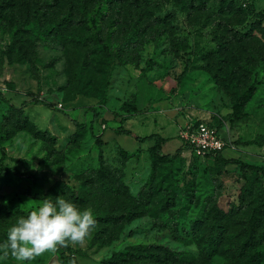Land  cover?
<instances>
[{
    "label": "rangeland",
    "instance_id": "rangeland-1",
    "mask_svg": "<svg viewBox=\"0 0 264 264\" xmlns=\"http://www.w3.org/2000/svg\"><path fill=\"white\" fill-rule=\"evenodd\" d=\"M20 1L0 0V159L6 153L7 166L32 177L0 178L3 213L26 215L38 203L35 193L61 196L62 180L88 176L103 159L117 169L134 196L150 193V198L142 201L146 214L127 223L115 242L94 243V229L82 241L71 242L74 250L86 253L77 255L79 264H109L114 252L135 245L197 254V239L212 236L206 216L215 207L223 227L214 230L220 252L209 263H240L244 258L237 257L236 249L248 238V217L256 197L262 193L264 198V183L250 188L238 165L199 157L190 148L175 163L159 161L147 143L136 147L132 142L138 140L114 129L124 125L135 136L159 132L183 144L186 133L206 120L235 145L225 150L227 159L264 167V62L253 75L259 85L246 105L248 116L239 121L232 120L231 98L208 70L210 54L230 30L264 42V0H94L79 35L98 33L110 54L86 49L75 59L71 55L78 62L76 85H69L70 55L59 41L41 35L34 22L22 24L36 42L32 60L7 59L15 24L26 20ZM188 59L190 72L179 79ZM124 103L138 111L125 112ZM98 112L101 117L92 130ZM121 147L133 155L124 156ZM153 169L154 181L148 184ZM78 205L97 216L90 203ZM260 216L264 232V205ZM0 264L17 262L0 254ZM28 264L63 263L57 246Z\"/></svg>",
    "mask_w": 264,
    "mask_h": 264
},
{
    "label": "trees",
    "instance_id": "trees-1",
    "mask_svg": "<svg viewBox=\"0 0 264 264\" xmlns=\"http://www.w3.org/2000/svg\"><path fill=\"white\" fill-rule=\"evenodd\" d=\"M94 0H22L18 4L24 15L25 21H18L13 34V40L6 49V57L11 62L31 61L30 55H34L33 48L35 40L31 38V32L25 29L22 24L28 25L34 22L39 28V33L47 38H53L59 41L65 48L66 54L70 55L71 63L69 65L68 78L69 85H76L75 70L78 62L74 61L75 55H83L86 49H90L92 54L109 55L110 50L106 41L98 33L92 37H81L79 27L87 23L86 14ZM17 4V3H16ZM3 8L6 5H2ZM6 8V7H5ZM232 10L234 7H231ZM2 10V9H0ZM3 14V13H1ZM2 17V15H1ZM31 20V21H30ZM264 20V15L260 18ZM30 21V22H29ZM230 36L224 37L217 43V48L210 55L208 61V70L213 79L222 88H224L231 98L233 121H239L248 116L246 105L255 95L259 83L253 79L257 66L264 62V42L261 38L253 34H245L235 30L229 31ZM73 56V59L71 58ZM192 62L188 59L184 71L179 75L183 79L190 72ZM78 67V66H77ZM34 103H43L52 108L51 103L43 100L34 99ZM24 102L23 105H27ZM104 105V104H102ZM122 110L127 113H135L137 107L124 103ZM101 113L94 114L92 127L100 119ZM84 128L85 125H80ZM119 134L133 136L140 143H147L154 140L155 143L149 148L151 154L159 161L175 163L183 156L185 150L191 148L190 144L183 143L174 153H165L163 143L165 138L159 133H151L145 136H135L133 132L120 125L114 129ZM121 154L124 156L133 155L128 150L121 147ZM208 156H214L219 162L224 164H236L245 173V179L248 187L252 188L258 182L264 183V167H259L246 163L239 159H227L222 152L216 154L210 153ZM200 157V156H199ZM6 153H3L0 159V178L8 175L32 177L30 172H22L17 167H10L5 164ZM117 169H111L103 159L100 167L84 174L74 175L72 178L62 180L59 185V195L68 198L76 204L90 203L97 209L95 225L92 229L96 231L94 243L102 241L104 245L111 244L119 239L124 226L146 214L143 205L144 200L150 198V193L134 196L131 193L129 185L119 176ZM154 169L148 184L153 183ZM28 194H30V191ZM262 193L256 197V205L253 212L248 217L249 228L247 239H244L237 247V257L241 259L238 264H264V249L259 248L264 242V232L260 231L262 219L260 212L264 205ZM49 195L35 193V199ZM53 197V196H51ZM55 198V197H54ZM24 212L16 211L13 215L3 213L0 208V243L6 240L8 228L15 223L16 219ZM207 221L212 226L210 231L212 236L209 239L198 238L196 245L199 252L192 254L188 251H176L164 246L157 245H135L127 247L123 251L114 252L111 264H210L209 260L220 249V241L216 238V228H222L220 212L215 207L211 213L206 216ZM91 229V230H92ZM253 242H258L253 244ZM256 247V250H254ZM59 259L63 264H79L77 255L85 256L86 253L81 249H76L71 242L58 245ZM196 256H199L197 258ZM199 259V260H198ZM109 263V264H110Z\"/></svg>",
    "mask_w": 264,
    "mask_h": 264
},
{
    "label": "clouds",
    "instance_id": "clouds-1",
    "mask_svg": "<svg viewBox=\"0 0 264 264\" xmlns=\"http://www.w3.org/2000/svg\"><path fill=\"white\" fill-rule=\"evenodd\" d=\"M26 214L18 217L0 243V254L17 264H28L36 256L58 245L80 242L90 234L96 221L91 208L62 196H42Z\"/></svg>",
    "mask_w": 264,
    "mask_h": 264
},
{
    "label": "built area",
    "instance_id": "built-area-1",
    "mask_svg": "<svg viewBox=\"0 0 264 264\" xmlns=\"http://www.w3.org/2000/svg\"><path fill=\"white\" fill-rule=\"evenodd\" d=\"M190 149L200 157H206L210 153H218L226 149L235 148L232 141L223 137L206 120L200 121L196 127H192L186 133Z\"/></svg>",
    "mask_w": 264,
    "mask_h": 264
},
{
    "label": "crops",
    "instance_id": "crops-1",
    "mask_svg": "<svg viewBox=\"0 0 264 264\" xmlns=\"http://www.w3.org/2000/svg\"><path fill=\"white\" fill-rule=\"evenodd\" d=\"M154 133H159V132H154ZM159 134H161L166 139L165 142L163 143V151L165 153H174L182 145L181 140L179 142H175L174 143L173 140H170L171 137L166 136L163 133H159ZM138 142L137 141H135V142L133 141L132 142V145L135 143L136 144V147H139L141 144H143V143H140V142L138 143ZM154 143H155L154 140H151V141L147 142L149 148L152 147L154 145ZM129 145H131V144H129ZM225 152L226 151H224L223 155L225 154Z\"/></svg>",
    "mask_w": 264,
    "mask_h": 264
}]
</instances>
